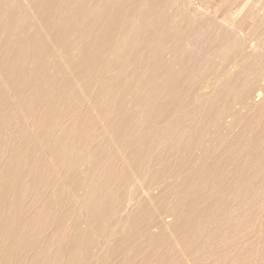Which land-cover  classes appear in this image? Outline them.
<instances>
[{
	"label": "bare ground",
	"instance_id": "1",
	"mask_svg": "<svg viewBox=\"0 0 264 264\" xmlns=\"http://www.w3.org/2000/svg\"><path fill=\"white\" fill-rule=\"evenodd\" d=\"M253 215L263 243L260 9L0 0V264H107L140 237L116 264H179L201 226Z\"/></svg>",
	"mask_w": 264,
	"mask_h": 264
},
{
	"label": "rangeland",
	"instance_id": "2",
	"mask_svg": "<svg viewBox=\"0 0 264 264\" xmlns=\"http://www.w3.org/2000/svg\"><path fill=\"white\" fill-rule=\"evenodd\" d=\"M180 4H183L185 8L191 12L196 17H211L216 22L222 21V19L228 20L234 25H239L243 16L249 12H256L259 9L264 16V0H236L235 5L228 3V0H177ZM233 1V0H231ZM235 1V0H234ZM252 20H249L247 25L242 26L244 34L249 33V24L252 23ZM238 129V128H237ZM236 129V130H237ZM235 130V132H236ZM234 132V133H235ZM52 161V159H51ZM52 172L57 173L58 167L53 165ZM166 200L162 202L163 205L168 203H176L177 205L181 202V199L173 194L167 195ZM153 207V206H152ZM261 208V207H260ZM256 215H253L250 219L252 226L248 229H241L237 232L231 231L229 233L227 226L216 227L215 225H203L199 228V231L194 232L193 242L194 251L184 250L183 256H187V261L184 259L179 264H264V241L263 243L259 242L256 231L258 227L254 226ZM228 225V224H227ZM82 227L87 228V224L83 221ZM262 230L260 235L264 239V225H261ZM187 230L190 227H186ZM245 235L247 234V240L243 244L238 245L230 241H226L228 237H241V232ZM151 235L154 236L156 231L151 230ZM151 236V237H152ZM151 244L148 238L140 237L136 241L128 242L125 244V249H128L125 252H122L117 256H107V264H116L123 257L129 255V250L139 246H147ZM171 246L174 248L173 242H170ZM155 246V245H152ZM230 246V247H229ZM229 247V249H227ZM243 249V250H242ZM174 252L171 253V256H174L176 253V248ZM242 250V251H241ZM166 252L170 254L171 247L158 251ZM99 253V256H101ZM177 254V253H176ZM179 257L183 258L180 254ZM157 258V256H155ZM41 260L49 263L48 256L41 257ZM143 261V258L140 262ZM161 261L155 260L146 264H158Z\"/></svg>",
	"mask_w": 264,
	"mask_h": 264
}]
</instances>
